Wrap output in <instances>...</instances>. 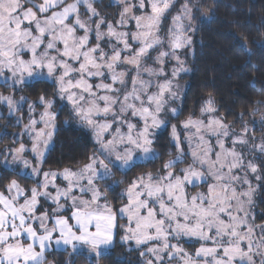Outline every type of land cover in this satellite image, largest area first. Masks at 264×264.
Listing matches in <instances>:
<instances>
[{"label": "snow or ice", "instance_id": "obj_1", "mask_svg": "<svg viewBox=\"0 0 264 264\" xmlns=\"http://www.w3.org/2000/svg\"><path fill=\"white\" fill-rule=\"evenodd\" d=\"M96 2L0 0V78L13 90L0 92V104L13 115L27 104L19 137L31 142L21 139L7 151L34 181L25 188L12 179L0 191V264H47L53 246L86 247L98 260L113 244L117 212L128 221L121 240L147 246L143 264H264V223L252 212L258 186L249 179L264 180V137L257 143L247 125L237 133L213 116L211 96L200 109L207 122L189 116L180 129L171 123L182 114L170 102L180 98L178 81L189 71L180 53L192 44L198 4L118 0L116 16L108 18ZM169 61L175 64L165 71ZM37 79L55 86L51 98H16ZM69 105L97 148L75 170L44 171L57 117ZM169 127L177 155L160 171L127 180L141 161L160 159L157 133ZM117 172L125 179L116 180ZM125 182L119 195L127 202L114 210L106 189ZM202 186L206 191H188Z\"/></svg>", "mask_w": 264, "mask_h": 264}, {"label": "trees", "instance_id": "obj_2", "mask_svg": "<svg viewBox=\"0 0 264 264\" xmlns=\"http://www.w3.org/2000/svg\"><path fill=\"white\" fill-rule=\"evenodd\" d=\"M181 0L179 1V3ZM198 4L195 9L194 20L196 31L193 39V53L188 55L187 61L190 71L181 76L186 82L180 105L179 119H172L171 123L180 122L189 116L200 118V109L211 96L214 100L216 113L233 129L240 130L246 122L256 120L264 114V0H192ZM104 15L116 16L119 5L108 0L97 2ZM187 52V50H186ZM188 53V52H187ZM5 83H0V92H10ZM56 91L50 81L36 80L23 87V91L15 94H26L36 99L41 94L49 98ZM60 108V103L56 105ZM241 113L244 114L241 120ZM14 117L0 116V146L12 143ZM57 131L54 135L52 150L47 155L44 170L63 168H77L88 162V157L96 150V144L90 131L79 126L70 115V108L63 109V115L57 117ZM256 131H262L256 127ZM155 148L160 159L154 162H140L143 167L131 171L127 180L134 179L143 172L156 173L161 170L163 162L172 159L177 154L170 139V127L157 133ZM171 154V155H169ZM190 157H188V162ZM183 164H180L181 167ZM264 168V165H262ZM4 170V169H3ZM17 172L7 170L0 175V188H5L10 180H18L28 188L32 179H25ZM116 180L125 179L121 172L116 173ZM127 187L122 184L117 191L102 188L110 202L118 207L125 202L120 197ZM253 212L256 222H264V180H260L255 195ZM141 249L129 248L126 244L115 242L113 248L96 259L90 260L85 252H75L70 255L69 250L60 249L49 252L57 264H67L70 255L71 264H143Z\"/></svg>", "mask_w": 264, "mask_h": 264}, {"label": "rangeland", "instance_id": "obj_3", "mask_svg": "<svg viewBox=\"0 0 264 264\" xmlns=\"http://www.w3.org/2000/svg\"><path fill=\"white\" fill-rule=\"evenodd\" d=\"M102 0H97V2H101ZM108 1H110V2H113V3H116V4H118V0H108ZM179 1L180 0H177V4L179 5ZM69 2H71V0H69ZM97 2H96V8L101 12V14H103L104 15V13H103V11H102V9H100L99 7H98V5H97ZM81 11L83 12V9H81ZM194 14H195V9H194ZM104 16H106V15H104ZM106 17H108V18H112V17H109V16H106ZM168 23H170V20L168 21ZM193 25H194V27H196V23H195V20H193ZM190 35H191V37H192V44H191V46L190 47H188V48H186V49H184L181 53H180V55H181V59H183L184 61H185V67L186 68H188L189 69V71H190V66H189V64H188V61H187V57H188V55L189 56H191L192 55V53H193V39H194V32L193 33H189ZM186 50H187V52H186ZM25 58L27 59L28 57H27V55L25 56ZM152 62L151 61H149V64H151ZM175 64V61H169V62H167L165 65H164V67H165V71H169L170 70V68H171V66H173ZM153 66H155V65H153ZM188 71V72H189ZM187 72V73H188ZM183 74H186V73H182L181 74V76L183 75ZM181 76H180V78H179V81H178V83H179V85H180V87H179V99H177V100H174V101H171L170 103L172 104V106L173 107H179V110H180V105H181V102H182V98H183V95H184V92H185V90H186V82H184L182 79H181ZM162 79V78H161ZM38 80V79H37ZM31 82V81H30ZM0 83H4V80H3V78H0ZM152 90H155V89H152ZM12 91H10V92H6V93H4V92H2V93H4V95H9L10 93H11ZM16 95V98L17 99H19V97L21 96V95H23V96H25V97H27L30 101H35V100H37L38 98H36V99H33V98H30V97H28L26 94H15ZM51 98V97H50ZM62 103H65L66 104V102H62ZM215 106V105H214ZM69 108H70V105L68 106ZM216 108V107H215ZM43 109L42 108H40V107H38L37 108V112H39V111H42ZM7 115V116H12V117H14V124H16V125H19L20 127H19V129L17 130V129H14V132H13V134L12 135H14V137H13V142L12 143H7V144H4V145H1L0 146V175L2 176L7 170H9V171H13V172H17V173H19V174H21V175H23V176H28V178H29V181H31V177L29 176V171L30 170H23L22 168H21V166H19V165H15V164H12L11 163V154H10V152L9 151H7V150H9V149H13V148H16V147H18L19 146V141L22 139V142H24L25 144H27V145H29L30 146V141L28 140V137H27V135L25 134L22 138H20L19 137V134L20 133H22L23 131H24V129H23V124H26L27 122H28V119H27V104H25L24 105V107H23V109H22V111L21 112H19V113H17V114H15V115H13V114H10L9 113V111H8V109H7V107H6V105H4V104H0V116H2V115ZM213 116H215V117H218V118H220L218 115H217V113L215 112V113H213L212 114ZM17 116H22L23 117V120H22V123H20V124H18L17 123ZM194 118V117H193ZM195 119H203V120H205V122H207V120L209 119V116L207 115V114H205V115H203L202 117H200V118H195ZM75 120V119H74ZM185 120V119H184ZM76 121V120H75ZM183 121V120H182ZM133 122H136L135 120L133 121ZM76 123L79 125V126H81L77 121H76ZM225 123V122H224ZM172 124H174V123H172ZM227 124V123H226ZM175 125H177V128L178 129H180V124L178 125V124H175ZM230 125V124H229ZM245 125H247V127L248 128H250V129H252L253 130V132H254V138H255V141L257 142V143H259V141H260V139L262 138V137H264V114L260 117V118H258V119H256V120H253V121H249V122H246V124ZM244 125V126H245ZM82 127V126H81ZM256 127H258L259 129H262V131H256ZM113 128H115V125H113ZM244 128V127H243ZM242 128V129H243ZM86 129V128H85ZM242 129H240V130H235V129H233L235 132H237V133H239ZM86 130H88V131H90L89 129H86ZM123 130H125L126 131V129H123ZM5 133H7L6 131H3V132H0V136H2V134L4 135ZM90 133H91V135H92V132L90 131ZM185 135V133L182 131L181 132V138H182V147H184V149H185V152L187 153L188 152V147H187V141H185V140H183V136ZM92 139H93V136H92ZM170 139H171V128H170ZM53 141H54V137H53ZM94 141V140H93ZM172 142V141H171ZM95 143V142H94ZM52 144H53V142H52ZM52 146V145H51ZM155 147V146H154ZM96 148H97V145H96ZM157 150V149H156ZM158 152V151H157ZM26 156H27V158L28 159H32V157H31V155L30 154H28V153H26L25 154ZM177 155V154H176ZM175 155V156H176ZM190 157V156H189ZM174 158V157H173ZM5 159H7L8 160V166L7 167H5V164H4V160ZM34 162V161H33ZM141 162H146V161H141ZM191 162V158H190V161H189V163ZM258 163H259V161H257ZM187 165L186 164H183L180 168H182V167H186ZM79 167H81V166H79ZM79 167H77V168H79ZM77 168H71V169H73V170H75V169H77ZM263 168V167H262ZM4 169V170H3ZM64 169V168H63ZM63 169H54V170H52V171H57V172H59V171H62ZM44 170V169H43ZM44 171H48V170H44ZM177 171H178V169H177ZM249 179L250 180H252V183H253V185H255V186H258L259 185V182L260 181H258V180H256L255 179V177L254 176H252V175H250L249 176ZM32 181H33V179H32ZM57 183L58 184H60L61 186H63V183H66V182H62L59 178L57 179ZM21 184V183H20ZM22 185V184H21ZM102 185H103V183H101L100 184V187L102 188ZM23 186V185H22ZM32 186H34V181L31 183V186L30 187H32ZM24 187V186H23ZM26 188V187H25ZM258 188V187H257ZM103 189V188H102ZM4 189L3 188H0V191H3ZM188 191H189V193L190 194H195L196 192H198V191H206V187H195V188H193V187H189V189H188ZM255 195H256V193H255ZM255 195H254V203H255ZM109 200V199H108ZM109 202H110V200H109ZM127 201L125 200V202L124 203H126ZM111 203V202H110ZM123 203V204H124ZM112 204V203H111ZM123 204H121L120 206H118V207H115L113 204H112V206H113V209L114 210H116V209H118V208H120ZM45 207H48L47 205H45ZM252 212H253V208H252ZM254 213V212H253ZM116 225H117V227L114 229V236H113V244L111 245V246H109L107 249H104V253H107V252H109L112 248H113V246H114V244H115V242L117 241V242H119V243H123V244H126L129 248H136V249H141L142 248V250H141V252H143L144 250H145V248L147 247V246H141V247H137L136 245H135V242L134 241H127V242H125V241H122L121 240V237L122 236H124L125 235V232H124V227H121V226H127V224H128V221H127V219L126 218H124V219H122L121 217H120V213L119 212H117L116 213ZM259 223H264V222H259ZM199 245L197 244V245H195V247H198ZM184 247L185 248H187L189 251H193L194 249H193V247H190L188 244H184ZM56 248H55V246H53V249H52V251L53 250H55ZM62 249H65V250H69L70 251V255L72 254V253H75V252H73V250L70 248V247H68V248H62ZM51 252V251H50ZM76 252H85V254L87 255V257L90 259V260H92V261H95L96 260V258H94L90 253H89V250L86 248V247H81L78 251H76ZM49 252L46 254L47 255V264H57L52 258H49ZM70 255H69V257H68V259H67V261H66V263L67 264H71V259H70ZM148 258H150V257H147V256H144V257H142L141 256V259H142V262L145 260V259H148Z\"/></svg>", "mask_w": 264, "mask_h": 264}]
</instances>
